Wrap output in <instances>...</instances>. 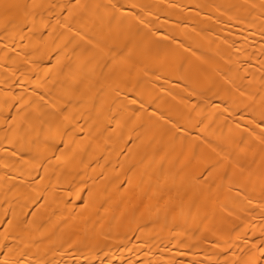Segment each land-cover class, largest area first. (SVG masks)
<instances>
[{"label": "bare ground", "instance_id": "bare-ground-1", "mask_svg": "<svg viewBox=\"0 0 264 264\" xmlns=\"http://www.w3.org/2000/svg\"><path fill=\"white\" fill-rule=\"evenodd\" d=\"M0 264H264V0H0Z\"/></svg>", "mask_w": 264, "mask_h": 264}]
</instances>
